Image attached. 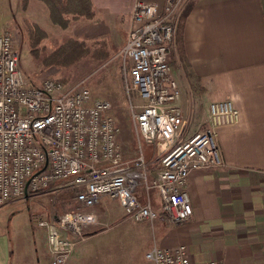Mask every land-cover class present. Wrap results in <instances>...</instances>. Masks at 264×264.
<instances>
[{
  "label": "built area",
  "instance_id": "2783aa9c",
  "mask_svg": "<svg viewBox=\"0 0 264 264\" xmlns=\"http://www.w3.org/2000/svg\"><path fill=\"white\" fill-rule=\"evenodd\" d=\"M189 1L139 0L132 8V25L119 51L141 152L132 160L125 159L109 100L95 99L84 84L71 86L56 78L31 84L14 35L0 33V209L47 192L73 194L76 209L55 220H37L46 231L52 264H67L87 229L100 225L93 208L104 197L117 200L133 222H154L163 212L182 224L194 211L190 174L222 165L217 128L240 121L233 98L212 101L207 127L179 141L187 118L171 57ZM144 143L157 147L160 156L151 184ZM152 189L159 194V207ZM146 258L154 264H219L193 260L185 245H153Z\"/></svg>",
  "mask_w": 264,
  "mask_h": 264
},
{
  "label": "crops",
  "instance_id": "0c3cea01",
  "mask_svg": "<svg viewBox=\"0 0 264 264\" xmlns=\"http://www.w3.org/2000/svg\"><path fill=\"white\" fill-rule=\"evenodd\" d=\"M137 1L92 0L94 16L74 21L77 37L86 44L104 41L110 55L120 51ZM140 1L165 4V0ZM186 9L181 48L176 40L171 57L183 112L185 97L190 95L208 105L207 114L212 101L227 98H233L241 111L238 123L217 128L222 165L190 174L188 190L194 211L187 222L161 219L154 229L148 221L126 220L108 230L90 227L67 264H138L142 253L154 264L146 258L153 245H185L190 257L201 263L264 264V0H190ZM23 10L24 17L48 34L56 31L44 2L29 0ZM66 31L57 32L64 35V42ZM110 211L105 204L102 212ZM1 243L0 264H52L42 228L28 253L21 255L22 248L18 249L13 263L11 244Z\"/></svg>",
  "mask_w": 264,
  "mask_h": 264
},
{
  "label": "rangeland",
  "instance_id": "374dc122",
  "mask_svg": "<svg viewBox=\"0 0 264 264\" xmlns=\"http://www.w3.org/2000/svg\"><path fill=\"white\" fill-rule=\"evenodd\" d=\"M22 7H24L23 0H0V33L10 32L14 35L20 51L21 65L27 80L31 84L36 85L48 78L59 79L71 86L84 84L90 88L95 99L109 100L112 103L111 114L120 128L119 141L125 159L132 160L137 158L138 155L140 156L137 132L123 83V60L121 55H119V51L110 55L104 41L91 40L86 44L89 54L84 55L83 53L77 61L66 62L65 59L63 61L48 62L50 59L47 60V56L69 40L77 41V43L84 42L77 37L78 23H74L80 17L73 18L72 15H69L71 21L68 28H66V33H64L66 34V41L64 42V35H58L57 32H62L66 29L56 25V31L52 30L48 34L40 24L24 17L25 12ZM33 9L34 5H32L31 11ZM35 27L44 30L46 37L39 39L40 33L34 34L33 36L37 39L35 41V38L30 33V29H35ZM49 36H51V39H48ZM58 43L60 45L57 46ZM72 46L76 47L77 45L73 44ZM75 49L80 51L82 47L78 46ZM93 53L95 54L94 56ZM207 107L202 99L195 100L191 95L185 97L183 113L186 115L187 125L184 134L179 140L180 142L207 127ZM143 153L148 162L149 183L151 184L156 179L157 172L160 169V156L157 147L145 143L143 144ZM151 197L159 207L161 202L156 190L152 189ZM105 204L111 208V214L102 212ZM76 207L77 203L73 194L66 192L61 194L47 192L26 200L22 199L6 204L0 209V246L2 245L1 242L5 240L11 244L13 263L21 248V255H26L29 251V246L34 245L35 240L38 239V231L41 229L37 225L38 218L55 220L67 210L76 209ZM93 210L98 214L101 221L98 226L103 229H110L118 221H131L126 218L124 211L120 210L118 201L109 197H104ZM161 219H168L167 214L161 212L157 220L149 222L150 226L153 229L157 228V223ZM150 234L152 237V232ZM137 245L138 243H136ZM137 263L150 264L145 259L144 253L139 256Z\"/></svg>",
  "mask_w": 264,
  "mask_h": 264
},
{
  "label": "trees",
  "instance_id": "16d2710c",
  "mask_svg": "<svg viewBox=\"0 0 264 264\" xmlns=\"http://www.w3.org/2000/svg\"><path fill=\"white\" fill-rule=\"evenodd\" d=\"M29 0H23V8H26ZM44 2L50 12V18L52 22L55 25H59L60 27L66 29L68 28L71 17L69 15H72L73 18L76 17H86V18H92L94 16L93 11V3L92 0H40ZM188 12V9H186L184 15L182 16L178 34H177V41L179 42L180 48H181V39H182V28H183V22L184 18ZM42 31V32H41ZM30 33L33 36L34 34H39V39H42L41 37L45 38L46 33L44 30H41L39 28L30 29ZM31 36V37H32ZM34 37V36H33ZM35 38V37H34ZM37 40L36 38L34 39ZM76 44V47H73L72 45ZM78 46H81L82 49L76 50ZM84 55L89 54V51L87 50V45L85 42H78L74 40H69L65 44L61 45L60 47L56 48L54 51H52L48 56L47 60L50 59V61H63L66 59L67 61H77L78 58H81L82 54ZM95 54L93 53V56Z\"/></svg>",
  "mask_w": 264,
  "mask_h": 264
}]
</instances>
